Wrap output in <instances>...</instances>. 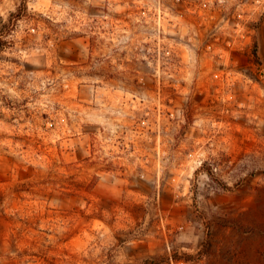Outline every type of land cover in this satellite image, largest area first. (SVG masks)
Instances as JSON below:
<instances>
[{"label":"rangeland","instance_id":"rangeland-1","mask_svg":"<svg viewBox=\"0 0 264 264\" xmlns=\"http://www.w3.org/2000/svg\"><path fill=\"white\" fill-rule=\"evenodd\" d=\"M181 1L0 0V264H264V0Z\"/></svg>","mask_w":264,"mask_h":264},{"label":"trees","instance_id":"trees-1","mask_svg":"<svg viewBox=\"0 0 264 264\" xmlns=\"http://www.w3.org/2000/svg\"><path fill=\"white\" fill-rule=\"evenodd\" d=\"M24 6L25 5L22 4V7L20 8H24ZM20 18L21 16L19 14H12L8 22L2 24L0 27V59L2 52H4L10 43L9 36Z\"/></svg>","mask_w":264,"mask_h":264},{"label":"built area","instance_id":"built-area-1","mask_svg":"<svg viewBox=\"0 0 264 264\" xmlns=\"http://www.w3.org/2000/svg\"><path fill=\"white\" fill-rule=\"evenodd\" d=\"M177 3H182L181 0H176ZM200 5H201V9H198L197 11H204L203 9L206 7V3L203 2V0H201L200 2ZM185 11L188 12V13H197L196 12V9H193V4L191 5L190 3L189 4H186V8H185ZM204 13L206 14V12L204 11Z\"/></svg>","mask_w":264,"mask_h":264},{"label":"water","instance_id":"water-1","mask_svg":"<svg viewBox=\"0 0 264 264\" xmlns=\"http://www.w3.org/2000/svg\"><path fill=\"white\" fill-rule=\"evenodd\" d=\"M263 47H262V50L264 51V45H262Z\"/></svg>","mask_w":264,"mask_h":264}]
</instances>
